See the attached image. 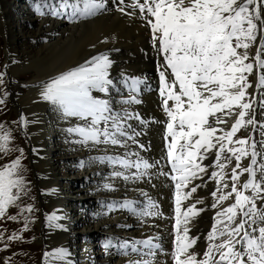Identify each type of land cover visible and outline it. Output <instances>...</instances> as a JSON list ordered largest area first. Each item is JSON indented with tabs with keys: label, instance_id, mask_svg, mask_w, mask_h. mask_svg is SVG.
Returning a JSON list of instances; mask_svg holds the SVG:
<instances>
[{
	"label": "snow or ice",
	"instance_id": "obj_1",
	"mask_svg": "<svg viewBox=\"0 0 264 264\" xmlns=\"http://www.w3.org/2000/svg\"><path fill=\"white\" fill-rule=\"evenodd\" d=\"M119 4L123 5L124 0H119ZM105 6L104 0H40L36 9L40 16L67 17L76 22L99 14ZM127 7L141 13L140 18L150 26L152 45L163 57V63L158 66V92L167 117L163 121V138L166 141L165 159L171 169L169 173L161 174L170 176L175 182L174 250L170 254L173 264H264V139L257 141L251 134L247 139H233L241 128L255 127L257 123L253 108L255 101L247 89L253 87L248 82V75L254 68L257 70L255 88L264 89V71H261L264 70V59L261 58L264 55V0H133ZM118 10L124 12L123 7ZM258 36L260 40L255 55L251 57L252 62L246 63L250 59L248 50L256 44ZM112 63L106 54L94 56L87 65L61 74L45 85L42 95L65 118L83 122L66 129L69 135L80 137L76 143L105 146V155L94 159L113 168L109 177L135 182L155 167V163H149L139 152L128 151V141L137 144L136 136L140 135L128 121L139 120L140 117L123 105L141 103L137 94L142 81L131 80L128 99L121 100L118 109L110 98L98 99L94 92L109 94L114 87L109 71ZM3 77L4 74L0 73V85L4 82ZM260 96V107L264 108V91ZM4 102L0 99V104ZM140 122L146 123L144 120ZM21 123L26 126L27 120L21 117ZM221 125H229V130L221 128ZM260 135L264 137V125H261ZM10 141L11 133L0 125V154L18 151L23 157L24 150L10 148ZM257 144L260 145L259 151ZM139 146L144 147L142 144ZM114 147L124 149L123 156L107 155V151ZM209 153H213V158L204 165ZM248 157L250 164L241 167L240 161ZM213 159L214 168L218 170L210 173V178L216 181V189L212 192L215 202L211 207L220 210L204 237L206 247L202 252L193 251L200 237L189 236L187 223L189 214L191 217L199 214L196 204L204 201L198 200L182 211V200L196 193L198 186L193 185L187 193L183 189L196 179L203 180L199 174L206 173L208 167L213 166ZM233 159L235 166L230 174L226 173ZM21 169V158L0 166V219L5 217L10 207H19L18 201L29 191ZM245 173L247 178L240 184ZM226 176L230 177L231 183L226 181ZM103 187L116 190L112 183H105ZM55 191L53 189L52 193ZM141 194L148 195L143 191ZM229 200L233 202L221 208ZM136 204L133 200L114 201L107 208L109 212L117 207L127 209L140 217L162 215L159 211L138 212ZM148 204L150 208H158L151 199ZM34 210L32 205H28L20 208V213ZM8 219L15 221L17 216L10 215ZM46 219L48 227H62L56 223L62 219L56 213ZM32 222L25 217L23 231H28ZM3 239L0 235V241ZM9 239L15 241L22 237L14 233ZM113 246L112 239L104 243L105 250ZM139 246L148 251L144 252ZM119 249L130 257L128 264H154L153 260L145 257H154L160 245L153 243L152 239L133 240L131 243L122 240ZM132 253L139 258L133 257ZM70 255L67 248L59 247L46 251L43 261L44 264H56L58 261L72 264L68 259Z\"/></svg>",
	"mask_w": 264,
	"mask_h": 264
},
{
	"label": "bare ground",
	"instance_id": "obj_2",
	"mask_svg": "<svg viewBox=\"0 0 264 264\" xmlns=\"http://www.w3.org/2000/svg\"><path fill=\"white\" fill-rule=\"evenodd\" d=\"M18 2L19 0H0V33L3 35L0 46L4 49L2 52L4 55L1 57L8 66L10 76L8 85L14 92L16 105L14 113L27 120L28 129L25 138L32 141L25 144L28 148L34 180L38 183L39 197L36 189L29 188L26 195V207L32 205L35 209L31 213L27 212V218L30 221L35 219V222L29 223L28 228L33 229L31 234L34 229L35 232L38 229L35 233L38 236V245L30 250L26 248L28 250L26 254L17 252L9 255V262L16 261L22 264L24 256H29L32 264H44L43 256L46 251L64 247L71 253L68 259L72 261V264H128L130 257L122 254L119 249L120 241L127 240L131 243L133 240L152 239L153 243H158L163 249L157 250L154 257H145V259L153 260L154 264H173L170 255L172 251L166 250L174 246V242H170L175 235L171 228V225L175 223L172 220V193L166 175L161 174L165 173L161 161L164 155L161 140L163 120L153 94H144L142 99L139 98L140 96L137 97L141 101L139 104L123 105L130 112L138 113L140 117L139 120L128 121L132 129L140 133L136 136L137 144L128 141V151L139 152L140 156L149 163H155V167L149 169L147 175L135 182L109 177L113 168L107 163L94 159L105 155L103 151L105 146L91 147L76 143L75 141L80 137L75 134L69 135L66 129L70 126L82 125L83 122L76 118H65L63 113L42 95L44 86L61 74L87 65L94 56L106 54L113 62L109 71L114 87L110 89L109 94L94 92V95H97L98 99L110 98L114 107L120 108L121 100L128 99L127 91L122 88L126 86L127 79L122 78L125 76L139 78L147 72L154 73L156 69L146 63L153 58L154 53L147 45L149 35L145 32L136 35L135 33L125 34L126 32L121 34L117 29L116 33L120 36L116 38V42L109 41V35L114 32L119 23L124 24V20L131 19L141 24L137 18L117 13L110 0H104L105 9L99 14L76 22L70 21L67 17L40 16L33 8L40 0L34 2L25 0L24 6L15 9L13 3L18 4ZM262 15H264V8H262ZM13 17H16L19 23H14L12 26L16 34L11 36L10 24L14 21ZM259 40L258 36L255 52ZM13 44L18 45L17 50L11 47ZM261 58L264 59V55ZM248 78L249 83L253 85L249 88V94L255 101L253 108L257 123L255 127L249 125L247 128H241L242 132L239 130L237 134L244 133V136H235L233 139H246L251 134L259 141L264 139L260 135L261 125H264V108L260 107V92L264 89L256 90L255 88L257 82L255 68ZM141 120L146 123H141ZM230 123L231 119L229 125ZM229 125L220 127L229 130ZM141 144L143 148L139 146ZM47 150L54 152L52 158L47 156ZM259 150L260 145L257 144V151ZM124 151L122 148L114 147L107 151V155L123 156ZM208 157L203 161L204 165L209 164L213 153H209ZM18 158H21L20 154ZM133 158L130 157V159ZM235 163L233 159L232 164L225 170L226 173L230 174ZM212 164L213 166L208 167L206 173L199 174L203 180L196 179L183 190L187 193L193 185L198 186L196 193L187 200H182V211H186L188 206L198 200L204 201L203 204H196L199 214L195 217L189 214L187 223L190 230L189 236L200 237L193 251L202 252L206 247L204 237L211 230L214 223L213 217L220 210V208L211 207L215 202L212 192L216 189V181L210 178V173L218 170L214 168V159ZM240 164L241 167L249 165L250 157L240 161ZM66 176L70 177L66 178ZM73 178L80 182V186L75 187L66 180ZM246 178L245 173L241 176L240 183L245 182ZM226 181L231 183L229 176H226ZM105 183H112L116 190L105 189L103 187ZM53 189L56 190L54 193H52ZM141 191L148 195H142ZM84 199L87 203L82 202ZM149 199L158 205V208H150ZM125 200L136 201L135 207L138 212L159 211L162 215L140 217L119 207L108 211L107 205L114 201ZM231 202L233 201L224 202L221 208L228 206ZM53 213L62 217L56 222L62 225L59 229L48 227L46 217ZM108 239H112L114 246L105 250L104 243ZM139 247L144 252L148 251L143 249V246ZM41 251L43 256L40 254ZM131 255L136 257L135 253ZM56 264H63V262L58 261Z\"/></svg>",
	"mask_w": 264,
	"mask_h": 264
},
{
	"label": "rangeland",
	"instance_id": "obj_3",
	"mask_svg": "<svg viewBox=\"0 0 264 264\" xmlns=\"http://www.w3.org/2000/svg\"><path fill=\"white\" fill-rule=\"evenodd\" d=\"M31 1L34 2L35 0H31ZM24 3H25V0H19L18 4L13 3V7H15V9L20 8V7L25 5ZM33 8L35 10H37L36 5H34ZM13 19H14V21H12L13 23L11 22V24H10L11 25L10 26L11 27L10 28V35L11 36L13 34H16L13 32L15 30V28L12 26H14V23H16V24L19 23V20L16 17H13ZM135 22H136L135 20L127 19V20L123 21L124 24L121 23V25H120V23H119L117 28L114 29L113 33L115 35H113V33H111L109 35V37H110V38H108V39H110L109 41L115 40V41H111V42H116V38L120 36L116 33L118 31H119L118 33H121V34L124 32H126L125 34L135 33V35L140 33V32H145L148 35L151 34L150 27L147 26V24L145 22L141 21V24L138 22H136L137 23L136 24ZM130 24H131V26H130ZM127 26H129V27H127ZM137 28L139 29L138 31H137ZM117 29H118V31H117ZM2 39H3V35L0 33V40H2ZM149 40H150V37H149ZM149 40H148L147 45L150 46L151 41H149ZM255 45L256 44H254L252 47L249 48L248 51H249L250 59H249V61H246V63L252 62L251 57L254 56V53H255L254 48L256 47ZM11 47H14L15 50L18 49V45L15 46L13 44V45H11ZM3 50L4 49L1 48V46H0V73L4 74V77H3L4 82L2 85H0V99H3L5 101L4 104H0V125L4 126V131L11 133V141H10L9 147L10 148H22L24 150V155H23V157H21V163H22L21 175L26 180L29 188L36 189L37 196L39 197L38 183L35 182V180H34L35 179L34 172L32 171L33 169L30 166L29 157H28V148H27V145L25 144V142L31 143L32 141L27 140L25 138V133H27L28 126L27 125L25 126L23 123H21V117L17 116L14 113V110H15L14 107H16V105L14 103L15 102L14 101V92L11 88H9L10 86L8 85V81H9L10 76L8 73L7 63H5L4 59L1 57L4 55L2 53V52H4ZM239 51L242 52L243 49H240ZM156 54H157V52L156 53L154 52L153 56H152L153 58H151L150 60H148V62H146L148 64V66L151 67V65H152V67L158 68L154 63V60L159 57V55L158 54L156 55ZM22 73H24V71ZM248 82H249V78H248ZM22 87L26 88V86H22ZM140 87H141V84L139 85V88ZM247 92L249 93V89H247ZM5 93H6V95H5ZM240 132H242V130H240ZM243 134L244 133L237 134L236 136H240V135L244 136ZM247 137H246V139H247ZM19 154L20 153L18 151H13L8 155L0 154V166H2L4 164L12 163L16 158H18ZM53 155H54V152L52 150H47V156L48 157L52 158ZM67 177L69 178L70 176H66V178ZM66 180H67V182H70L75 187L80 186V182H77L78 180L76 178L66 179ZM238 187H239V184H238ZM26 200H27V196L24 195L22 197V199L20 201H18L19 207H10L8 212L6 213L5 217L3 219H0V235H3V237H4V239L2 241H0V249H2V250H0V264H18V263H16V261L9 262L8 256L12 255L13 253H17V252L26 254L28 252V250L33 249L32 248L33 246L38 245V241H37L38 236L35 235V233L38 232V229L36 230V232L34 229V232L32 234H31V231L33 229L28 228L29 229L28 231H23V229L25 227L24 218L28 217V215H27V212H23L21 214L19 211V208L26 207V205H27ZM82 202L87 203V200L84 199V200H82ZM10 215L17 216V220L13 221V220L8 219V216H10ZM32 221L35 222V219H33ZM37 223H38V221H37ZM14 233L18 236H21L22 239L21 240H15V241L9 239V237H11ZM26 248L28 250H26ZM21 250H23V251H21ZM40 254H41V256H43V251H41ZM28 257L29 256H24V258H23V256H22V258H23L21 261L22 264H24V263L25 264H32L31 258L30 257L28 258ZM29 261H30V263H29Z\"/></svg>",
	"mask_w": 264,
	"mask_h": 264
}]
</instances>
